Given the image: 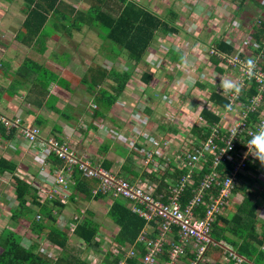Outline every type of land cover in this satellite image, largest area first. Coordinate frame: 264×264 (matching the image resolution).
Segmentation results:
<instances>
[{
  "label": "crops",
  "instance_id": "crops-1",
  "mask_svg": "<svg viewBox=\"0 0 264 264\" xmlns=\"http://www.w3.org/2000/svg\"><path fill=\"white\" fill-rule=\"evenodd\" d=\"M21 7L22 2L19 4V11ZM23 21V14L20 18L14 17L12 19H0V114L8 118H19L24 125L37 127L43 139L47 137H54L58 140L66 141L78 156L85 158L91 163L100 165L108 163L109 170L116 173L117 176L127 180L131 184L142 187L149 186L152 188L154 197L158 198L160 201H167V197L170 195L171 189L174 188L178 182H180L181 178H185L187 176L192 178L194 175L196 176L202 171V164L198 163V167L201 169L198 168V171L195 170L193 173L192 170V172L189 173L190 168L188 166L187 158V155H189L190 152H193L195 149H200L199 147L203 146V143L209 137L208 134L205 139L197 141L194 136H190V134H192L190 130L193 126L203 128V126L199 125L200 111L203 108H209L215 116H218V122L213 124L228 126L229 123L237 120V115L228 116L225 114V109H220L208 101L210 91L214 90L220 93L224 90L221 87V90L219 91L216 84H219V81H223L221 79L223 76L225 78L226 72L231 74L228 71H219L216 64L214 65L210 61V57H208L203 65L198 64L195 69L197 72L199 70V77H201L202 80H196L194 85L199 86L201 88L200 91L202 90L203 93L209 90V88L210 90L208 91L209 93L208 96H206V99L202 100L203 106L200 105V111L197 113V119H195L192 124L189 122L191 111L187 107L189 101H186L185 106L179 108V110L178 106H176L177 104L175 105V102L177 101V99L175 100V97H180V93H183L185 90V83H180V85L182 84L181 88H179L180 85L178 84L176 87L170 88L166 93L159 95L155 92V77L154 72L151 69L150 72L149 70L141 71V75L143 72H147L151 76L150 81L147 84L141 81L140 75L139 82H137L138 85L135 89L130 88L132 86L128 83L126 85L127 88H125L120 94L121 96H124L122 97L123 99L120 100L121 96L119 95L120 97L116 99L110 110H101L99 108V104L97 103V97L100 95L99 88L97 90L98 92L91 94L93 93L95 87L92 89L90 88V78L89 80H86L84 76L78 78L75 75L76 73L72 70V67H75L72 60V53L66 57H60L61 53H68L69 51L61 50V48H59V52L57 50L53 51L51 48L52 43H55V41H58V43L61 44L63 40L72 38L73 36L66 33V31H58V20L53 19L49 22L47 21L48 26L46 24L45 27V29L52 27L53 34L46 32L44 29L43 32H40V35L32 44L29 43V40H24V43L23 38L19 33L21 31ZM221 39L226 44H229L233 48V51H235V45L232 46V44H230L223 37ZM172 40L173 39H170V41ZM167 53L168 55L172 53V55L176 58L179 57V60L183 57V55L181 56V52L179 50L167 49ZM152 58H156V54H153ZM192 59H194V57ZM145 62L148 63L147 59H145ZM139 67L140 66L135 67L134 71H138ZM153 67L154 66H152V68ZM89 69V72H93L95 70L91 67H89ZM182 69L184 71L183 74L181 75L180 73H177V76H183L182 79L187 81L188 75L192 74L194 70L193 68L186 66H183ZM206 74H208V78H206ZM81 82L82 85L79 84ZM170 86H172V84H170ZM150 89L153 90V98L149 97L151 96L149 93ZM132 90V95H139L135 98L136 100H134L136 101V104L138 100L141 101V98H143L144 101L142 104L144 105L137 108L139 116H133L130 119V117L126 118L125 115L119 114L121 110L117 107L120 109L127 107L126 103H129V101H127L128 99L126 98V94H130ZM221 93L224 94L223 92ZM132 95L129 96L132 98ZM52 100H54L55 103H52ZM49 101L51 102L49 103ZM167 102L169 105H173L172 109L176 106V113L180 114L179 120L176 121V126L173 124V120L166 123L161 122L160 124H157V122L154 123L156 111H158L157 108L160 107L159 104H165ZM71 107L74 110V116H68L67 110H70ZM197 108H199V106ZM126 109H124V111ZM95 111H98L100 115H95ZM175 115L174 117L177 118ZM182 124L185 125V130L181 128ZM135 125L142 126L143 128L136 129ZM148 125H150L148 128L152 129V131H148L149 133H146L145 130ZM188 126H191L190 130ZM152 127H155V129L153 130ZM178 128L179 130H177ZM130 129L132 130L133 136L131 131V135L128 136L126 134V132L129 133L128 130ZM134 129L146 134L148 138L158 141V146L154 149L150 145V142L146 141L143 137H140L136 131L134 132ZM120 130L124 132L121 134ZM10 131L11 130L6 129L2 131L0 128V158L14 164L16 166L17 175V170L19 169L18 163L23 161L21 162L22 164L25 163L30 165V158H32L31 163L33 164L35 160L37 161V149L34 148V146H29L16 130L13 129L12 135H9ZM186 139L187 144L183 142L186 141ZM194 140H196L195 143ZM130 142L134 143L133 147L135 149H141L142 152L154 151L153 158L148 164L145 163L143 153L136 151L134 148H131L130 151L122 145L125 143L128 145ZM18 160H20V162ZM46 160V172L48 174H52V170L54 168H59V165H51V157ZM26 167L27 166H23V169H26ZM36 168L37 171L40 170L39 162L37 163ZM247 170L249 171L248 174L253 182L249 184V181L244 183V181L239 180L238 183H236L238 188L228 200L229 205L220 213L221 215L232 213V206L240 203L242 198L245 196L244 194L248 192L247 190L259 193L261 192L260 188L264 187V181L261 178V170L256 166H253V169L248 168ZM177 171L179 173L183 172V174L179 177H174L175 173L177 175ZM19 177L21 178L23 176ZM29 177L32 180L28 179L31 185L35 184L36 180L32 178L33 176ZM69 180L71 182L68 185L67 192L71 189L72 178ZM89 181L92 185H95L92 189L95 190L97 188V181L91 179H89ZM243 186L245 188H243ZM33 189L35 190L36 198H38L37 190L34 186ZM262 192H264V189ZM79 195L80 194L77 193L75 195L76 198H78ZM113 199L120 198H113L105 195L104 197L95 199V201L103 203L107 200V206L102 207L104 212L102 211L100 215H98L100 212L96 214L94 213L95 211L92 212L90 210V219L94 221L98 227L96 239L101 241V250L98 254H94L92 251H88L85 254L89 264H99L104 254L108 252L115 254V252H117L116 250L121 249V247L114 241V236L117 234L119 228L107 216L108 209ZM46 200H48V198L44 201ZM85 200L89 201L87 199ZM254 200L255 202H260L259 195L257 198L254 196ZM74 202H71V204ZM125 202L130 212H132L127 201ZM102 208L97 207L96 209ZM69 212L70 205L66 203L57 222L59 225L61 220H67L69 224L73 225L71 229L72 233L74 221H78V219L81 220V218L87 216V214L76 208L74 210L75 214L73 215V218L68 220L67 215ZM62 223H60L61 226ZM104 225L112 228V235L110 237H105V234H108L109 232L105 230ZM143 231L145 236H148V238L150 236V239H155L158 234V225L156 222H151L149 225L145 222ZM171 233L172 234L169 235V239L176 242L177 231L173 229ZM222 245L228 247L224 242H222ZM221 246L219 245L217 247L222 249ZM217 247H212L209 250L204 262L205 264H209V262L219 264L216 260L220 257L226 259L224 262H221V264L229 261V256L224 253V250H219ZM188 251V249L185 250V255L181 257V261L185 262L187 259L191 258ZM88 259L93 262L91 263ZM123 259L124 257L120 259L117 264L120 262L123 263ZM125 263H127V261H125Z\"/></svg>",
  "mask_w": 264,
  "mask_h": 264
},
{
  "label": "trees",
  "instance_id": "trees-1",
  "mask_svg": "<svg viewBox=\"0 0 264 264\" xmlns=\"http://www.w3.org/2000/svg\"><path fill=\"white\" fill-rule=\"evenodd\" d=\"M5 1L12 2L13 0ZM21 2L20 12L24 15V21L19 33L23 41L29 40V43L32 44L40 35V32L45 29L47 21L56 19L58 20V28H63L68 34L71 29L81 31L85 27L94 28L98 32L96 36L102 43H109L112 46L108 49L117 48L121 53L125 52V70L118 69L114 64L109 69L97 65L94 73L91 74L89 80L91 89L103 83L106 79L110 80L108 81L109 88L100 87V95L97 97L99 108L104 111L110 110L116 99L126 88L134 68L145 62V57L152 42L158 39L157 35H176L179 32V27L175 25L178 16L176 11L168 9L164 16H158L134 0H82L81 3L86 5L84 10L76 9L74 4L67 0H21ZM258 7L263 8L264 6L260 7L258 5ZM63 22L67 23L68 29ZM251 36L257 44H260L259 39L264 36V20L260 21L259 27H253ZM216 39L213 40L211 46L227 54L235 53L229 44H226L222 39H219V41ZM62 54L69 55L66 52ZM210 58V61L215 65L217 63L215 58ZM128 63L130 64L128 65L129 68H127ZM218 70L226 71L220 68ZM150 78L151 76L147 72H143L141 75V81L146 84L150 81ZM238 91L241 96L237 104L244 110L248 100L257 94L256 87L255 85H249L247 89L241 88ZM208 101L220 109H226L228 105L226 95L214 90L210 91ZM260 113V110L248 112L245 122L253 125V121L260 116ZM94 114L100 115L98 111H95ZM200 117L207 125L216 123L219 119L209 108H203L200 111ZM0 128L2 131L5 130L1 124ZM9 130H11L9 135H12L13 129ZM190 132L197 141L205 139L209 134V130L205 126L203 128L193 126ZM196 140H194V143ZM238 145L236 144L237 147ZM254 160L252 159V161ZM211 161V155L205 157V161L202 162V171L192 177V186L184 188L180 198L181 205H185L191 199L197 182L202 179L204 174L209 172ZM50 163L61 167V162L54 157H51ZM250 163L251 161L246 162L245 169H251ZM231 165L228 161L218 165L216 169L220 175L218 181H221L223 175L230 173ZM101 166L109 170L108 163ZM15 167L11 162L0 158V176L7 173L14 183L13 196L16 205L10 210V218L13 222L19 219L28 220V229L34 235V240L28 248H24L20 245V239L17 235L6 228L3 229L0 232V264H89L85 254L88 251L98 254L101 250V241L96 239L98 227L90 219V212H87V216L82 217L81 220L74 221L71 236L57 226V220L65 204L75 201L77 193L87 200L98 199L105 195L101 192L93 194L92 189L95 185H92L89 179L83 178L74 170L71 174V189L67 192L69 195L65 197L62 194L52 195L48 200L41 202L39 198H36L35 190L30 181L16 175ZM178 173L177 175L175 173L174 177L183 174V172H180L179 175ZM239 180L244 181V183L249 181V184L253 182L250 177L246 178L242 173H238L232 194L238 188L236 183ZM243 188L245 187L243 186ZM219 189L220 186H214L209 193L217 195ZM247 191L240 203L232 206V213L217 214L212 224L210 232L212 240L219 243L220 246L224 242L242 260L238 263L228 257L229 261L224 264H264V221L258 218V209L262 208L264 211V192ZM258 195L260 202H255L254 196L257 198ZM202 214L200 212V215ZM107 216L119 228L114 236V241L121 249L116 250L115 254L110 252L104 254L99 264H117L130 247H134L137 254L131 259H126L127 264H142L140 257L145 253V248L138 242V236L141 232L144 233L145 221L130 212L126 202L121 198L113 199ZM257 227L260 230L259 233L256 231ZM144 237L148 238L145 235ZM40 239L43 240L42 242L46 246L53 248L51 254H45L40 250V243L38 244ZM148 239H150V236ZM211 248L207 250L205 256ZM217 248L224 250V248ZM167 249L168 246H164L158 264H163L167 260Z\"/></svg>",
  "mask_w": 264,
  "mask_h": 264
},
{
  "label": "built area",
  "instance_id": "built-area-1",
  "mask_svg": "<svg viewBox=\"0 0 264 264\" xmlns=\"http://www.w3.org/2000/svg\"><path fill=\"white\" fill-rule=\"evenodd\" d=\"M262 3L264 5V1ZM259 25L260 21L256 27ZM259 42L260 44H257L256 40L248 35L242 40L241 49L236 48L235 53L231 54L219 51L211 45L207 47L209 57L217 61V68L230 72L233 76L232 81L239 85V89H247L249 85H255L257 94L248 100L243 110L237 104L241 96L239 91L234 89L227 92L222 91L230 105L224 110L225 114L237 115V120L229 123L228 126L207 125L199 117V125L208 128L209 137L203 146L199 147L200 149H195L187 155L189 173L192 170L193 173L195 170L198 171L200 168L198 163L202 164L206 156L211 155L212 161L209 165V172L204 174L197 183L191 199L185 205L180 204V198L184 188L193 184L190 176L181 178L180 182L171 189L167 201L163 202L154 197L152 188L149 186L131 184L111 170L104 169L100 164L89 162L78 156L66 141L54 137L43 139L37 127L24 125L19 118H8L0 114V124L6 130H16L29 146L37 149L36 159L40 170L39 176L36 177L38 180L32 186L37 190L41 202L52 195L62 194L64 197L68 195L67 189L71 182L69 179L75 170L82 177L97 181V188L93 190V193L101 192L106 196L121 198L127 201L131 211L142 218L147 225L151 222L157 223L158 234L155 239L144 237L145 233H141L138 237V242L145 248V253L140 257L142 264H158L164 246H168V249L166 251L167 260L163 264H203L207 250L220 245L210 237L214 218L228 206L237 174H244L246 162L254 159L250 154L245 155L247 152L245 144L253 133L264 125V36L259 39ZM257 110L261 113L253 121V125L246 123L247 113ZM136 133L149 141L154 149L158 146V141L148 138L144 133L138 131ZM236 144H239L238 147ZM128 146L130 149L134 148V143L130 142ZM135 150L144 154L146 164L153 158L154 151ZM49 157H54L61 162V167L54 168L52 174L46 172V159ZM226 161L232 164L231 171L223 175L221 181H218L220 175L216 169L219 164ZM214 186H220L217 195L209 193ZM200 212L203 214L200 215ZM173 229L177 231L176 242L169 239ZM225 247H222L224 253L232 260L238 263L242 261L233 251L226 250ZM186 249L189 250L191 258L183 262L180 259L185 255ZM46 250L47 254H51L53 248L48 247ZM136 254V249L130 247L124 254L123 263L119 264H127L126 259H131Z\"/></svg>",
  "mask_w": 264,
  "mask_h": 264
},
{
  "label": "rangeland",
  "instance_id": "rangeland-1",
  "mask_svg": "<svg viewBox=\"0 0 264 264\" xmlns=\"http://www.w3.org/2000/svg\"><path fill=\"white\" fill-rule=\"evenodd\" d=\"M68 2H72L76 9L78 10H84L86 9V5L81 3L82 0H67ZM137 3L141 4L142 6L148 8L152 13L158 15V16H164L166 14V11L168 9H173L177 12V21L176 26L179 27V32L173 36V35H167L163 36L161 34H158V39H156L154 42H152L150 51H148L145 59H147L148 63L144 62L140 64V67L138 71H133L132 73V79L129 81V84L132 86L130 88L135 89V87L138 85L137 82H139V77L141 75V71L149 70L150 69L154 72V84L156 86V93L159 95H162L169 91L170 88L176 87L180 83H185V90L183 93H180V97H175V105L179 108L185 106L186 101H189L187 107L189 108L190 112V118L189 122L192 124V122L197 119V113L200 111V105H202V100L206 99V96H208V91L202 92L200 91V87L197 85H194L196 80L201 81L202 78L199 77V70L198 72L195 70L196 66L198 64H204L205 61L208 59V49L207 47H210V45L213 43V40L215 38L221 39L222 37L227 40L234 48L241 49L240 44L242 40H244L248 35H252L253 33V27L258 25V22L261 20H264V7L259 8L258 5L264 6L263 1L264 0H134ZM0 19L1 18H20L22 17L21 12L19 11V4L21 3V0H13L12 2L3 1L0 0ZM63 24H66V28L68 29L67 23L63 22ZM46 32H49L50 34H53V28L49 27L45 29ZM58 31H65L63 28L59 27ZM73 37L69 39H65L60 43L58 41H55V43H52V50H65L69 51L67 55H71L73 57V63L75 64V67H72V70L76 73L75 75L78 78H81L82 76L85 77L86 80H89L91 77V74L94 72H89V67L94 68L98 66H104V68H110L112 64H114L118 69H125L126 67V59H125V52L121 53L117 50V48L108 49L112 46L109 43H102V41L96 36L98 34L97 30L94 28H82L81 31H76L71 29L70 33ZM174 37L175 42H174ZM170 39H173L170 41ZM216 39V40H219ZM167 49L170 50H179L181 52V56L183 55L182 59L179 60L174 55L167 53ZM197 50V51H196ZM118 51V52H117ZM60 52V51H59ZM156 54V58H152V55ZM117 54H119L117 56ZM61 56L66 57L65 54H62ZM117 56V57H116ZM194 57V59H192ZM116 58V59H115ZM152 58V59H151ZM197 58V59H196ZM115 59V60H113ZM113 60V61H111ZM150 61V62H149ZM203 61V62H202ZM155 62V63H154ZM129 63L127 64V68ZM152 66H154L152 68ZM183 66L193 68L194 72L192 74L188 75V80L184 81L182 79L183 76H177V73L183 74ZM207 71V70H206ZM72 72V73H74ZM71 73V74H72ZM195 73V75H194ZM85 74V75H83ZM206 78H208V74H206ZM231 80L233 79V76L226 72L225 78L222 77L221 80ZM110 80L106 79L103 83L100 85L95 86L93 93L95 94L98 92V88L100 87L108 89L109 88V82ZM82 85V82L79 83ZM172 84V86H170ZM129 85V86H130ZM182 85V84H181ZM181 85L179 88H181ZM218 86L217 89L221 88L218 83L216 84ZM198 87V88H196ZM213 87V85H212ZM211 87V88H212ZM81 88V86H80ZM86 88V86H85ZM127 88V87H126ZM178 88V89H179ZM129 89V88H128ZM154 89V90H155ZM199 89V90H198ZM177 91V90H176ZM220 91V90H219ZM133 90L130 94H126V98L128 99L129 103H126L127 109L124 111V109H120L117 107L121 112L119 114L125 115L126 118L131 119V117H137L138 114V107L143 106V98H141V101L138 100L136 104L135 98H137L139 95H132ZM222 92V91H221ZM150 95L149 97H152L153 90L150 89ZM179 93V92H177ZM176 93V94H177ZM133 97L131 98L130 96ZM121 96V95H120ZM119 96V97H120ZM121 96L120 100L123 99ZM153 98V97H152ZM51 101H49L50 103ZM124 102V101H123ZM52 103H55L54 100H52ZM139 105V106H138ZM160 107L157 108L158 111H156L155 120L154 123L157 122V124L170 122L173 120V124L175 126L177 125V122L179 120V113H176V106H174V109H172V104H159ZM199 106V108H197ZM74 110L72 107L70 110H67L68 116H74ZM176 114V115H175ZM174 115L177 117L175 118ZM124 117V118H125ZM189 124V125H190ZM136 129L143 128L142 126L135 125ZM150 125L146 127L145 132L149 133L148 131H152V129L148 128ZM179 127V126H178ZM189 127V126H188ZM191 127V126H190ZM189 127V130H190ZM153 130L155 127H152ZM181 128L185 130V125L182 124ZM134 129V132L136 131ZM179 130V128L177 129ZM188 130V131H189ZM121 134L124 132L122 130ZM126 134L129 136L132 133V130H128ZM131 131V134H130ZM187 131V132H188ZM137 132V131H136ZM140 132V131H138ZM121 136V135H120ZM192 136V134H190ZM185 144H187V139ZM175 143V142H174ZM177 143V142H176ZM124 148L131 149L129 146L125 143L122 144ZM121 149V148H120ZM28 156V155H27ZM30 158V165L29 164H22L20 160H18L20 163H18V170L17 175L23 176L24 178H27L29 180V176H33L32 178L35 180H38L36 176L38 175L39 170L37 171L36 166L38 161H34V164L31 163ZM255 162V163H254ZM251 161L250 167L251 169L253 166L259 168L261 170V178L264 181V166H262L258 160ZM29 163V162H28ZM21 164V165H20ZM23 166H27L26 169H23ZM40 166V165H39ZM29 168V169H28ZM28 169V170H27ZM249 171L245 169L244 176L250 177L248 174ZM39 176V175H38ZM22 177V178H23ZM32 181V180H31ZM13 180L10 177L9 174H6L5 176H0V232L3 229H7L13 234L17 235L20 239V245L24 248H28L30 246V243L34 240V235L31 234V232L28 229L29 222L28 220L19 219L18 221L13 222L10 218V210L14 208L16 205L15 199L13 196ZM264 187L260 188V191H262ZM95 201V199L86 201L83 196L79 195L78 198L75 199L74 203H68L70 205V212L67 215L68 220L73 218L74 210L80 209L84 211V213L90 212V210L94 213L100 215L102 211L104 212V209L102 207H106L107 200L103 202ZM95 207V208H94ZM97 207H101L102 209H96ZM258 218L262 221L264 220V211L262 208L258 209ZM62 221V220H61ZM61 228L63 231L65 230L66 234L71 236V229L73 227L72 224H69L67 220H63ZM105 230H107L109 233L105 234V237H110L112 235V228L109 226H105ZM257 233L260 232L259 228L257 227ZM110 239V238H108ZM104 240V239H103ZM43 240L40 239L39 247L42 252H45L47 254L46 248L49 246H46L43 242ZM111 241V240H110ZM226 250H231L229 247ZM264 249V245H263ZM1 252V248H0ZM89 260V259H88ZM226 259H223V257H220L218 260H216L217 263L221 264V262H224ZM91 263L92 260H89ZM209 264H213V262H209Z\"/></svg>",
  "mask_w": 264,
  "mask_h": 264
},
{
  "label": "clouds",
  "instance_id": "clouds-1",
  "mask_svg": "<svg viewBox=\"0 0 264 264\" xmlns=\"http://www.w3.org/2000/svg\"><path fill=\"white\" fill-rule=\"evenodd\" d=\"M218 85L222 87L226 92L233 89L236 91L239 90V85L228 79L219 81ZM226 107H230V105ZM245 145L247 146V152L245 153V155L250 154L254 159L258 160L262 166H264V125L260 126L253 133V135L250 139L247 140Z\"/></svg>",
  "mask_w": 264,
  "mask_h": 264
}]
</instances>
